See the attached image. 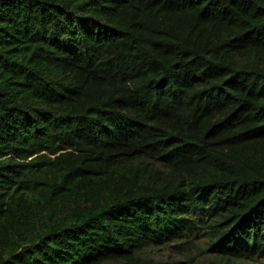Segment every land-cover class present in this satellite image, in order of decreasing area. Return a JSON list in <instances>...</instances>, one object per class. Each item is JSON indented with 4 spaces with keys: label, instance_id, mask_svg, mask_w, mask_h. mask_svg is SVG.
Masks as SVG:
<instances>
[{
    "label": "trees",
    "instance_id": "obj_1",
    "mask_svg": "<svg viewBox=\"0 0 264 264\" xmlns=\"http://www.w3.org/2000/svg\"><path fill=\"white\" fill-rule=\"evenodd\" d=\"M259 260L264 0H0V264Z\"/></svg>",
    "mask_w": 264,
    "mask_h": 264
},
{
    "label": "rangeland",
    "instance_id": "obj_2",
    "mask_svg": "<svg viewBox=\"0 0 264 264\" xmlns=\"http://www.w3.org/2000/svg\"><path fill=\"white\" fill-rule=\"evenodd\" d=\"M148 255L151 257L157 258V259H167L169 257L179 259V258H185L186 257V256L181 257V256L177 255L172 248H164V247L151 248L148 250ZM195 256L198 257L199 263H202L205 260L207 261L210 259V256L208 254H203L199 250L192 251V252L190 251L187 253V257L193 258ZM248 264H263V263L261 260H259V262H252V263H248Z\"/></svg>",
    "mask_w": 264,
    "mask_h": 264
}]
</instances>
